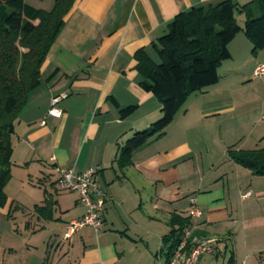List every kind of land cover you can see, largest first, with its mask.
<instances>
[{
  "label": "crops",
  "instance_id": "crops-1",
  "mask_svg": "<svg viewBox=\"0 0 264 264\" xmlns=\"http://www.w3.org/2000/svg\"><path fill=\"white\" fill-rule=\"evenodd\" d=\"M220 1L76 0L42 66L40 84L15 124L11 172L13 177L22 173L24 183L36 180L42 185L49 168L58 193L57 167L78 173L96 169L109 197L103 227L97 235L85 228L65 241L67 226L84 214V207L77 196L71 207L57 197L66 214L45 224L36 221L49 233L43 246L13 245L7 264H165L162 239L171 231L168 222L174 215L189 217L191 199L203 214L194 221L197 236L217 239V253L220 242L230 237L238 264L262 260L264 176L228 158L229 146L223 145L218 123L212 122L234 111L232 92L212 93L210 88L198 94L163 136L133 154L130 165L121 168L117 163L118 149L162 117L156 97L139 87L135 53L146 49L153 54L151 44L167 33L179 13ZM46 2L52 9L55 0ZM259 60L261 56L255 62ZM60 96L62 116L55 118L48 112L52 99ZM114 101L120 108L137 110L123 120ZM12 206L8 201L0 213H9ZM244 227L254 235L241 241L238 235Z\"/></svg>",
  "mask_w": 264,
  "mask_h": 264
},
{
  "label": "trees",
  "instance_id": "trees-1",
  "mask_svg": "<svg viewBox=\"0 0 264 264\" xmlns=\"http://www.w3.org/2000/svg\"><path fill=\"white\" fill-rule=\"evenodd\" d=\"M75 2L55 0L50 11H43L25 0H0V210L8 203L15 124L29 94L40 84L42 66ZM236 13L245 16L243 28ZM240 32L251 43L254 55L264 50V0H249L244 5L222 0L181 12L169 23L167 33L151 44L153 54L146 49L135 53L139 87L156 97L162 117L118 149V166L130 165L135 152L150 139L163 136L191 95L219 83L218 70L232 59L229 46ZM114 104L123 120L137 110V106L120 108L116 101ZM227 155L253 175L264 176V146L254 150L228 148ZM46 195L44 205L35 206L34 211L39 219L54 221L57 202L53 195ZM168 224L171 231L162 239L167 264L192 220L174 215ZM227 264H236L233 254Z\"/></svg>",
  "mask_w": 264,
  "mask_h": 264
},
{
  "label": "rangeland",
  "instance_id": "rangeland-1",
  "mask_svg": "<svg viewBox=\"0 0 264 264\" xmlns=\"http://www.w3.org/2000/svg\"><path fill=\"white\" fill-rule=\"evenodd\" d=\"M25 2L37 9L43 7L40 9L43 11H50V8L52 7L48 6L46 0H25ZM235 16L238 24L243 27L245 16L239 13H236ZM245 38L243 32H240L236 36L230 46L233 58L224 62L218 70L221 81L212 86L213 88L209 87L208 89L211 88L210 92L212 93L216 92L215 90L232 92L234 97V111L222 115L221 118L212 121L218 123L217 133L218 135L220 133V139L222 140L223 145H227L229 146L228 148L233 149L240 148L243 150H254L260 149L264 146V120L262 118L264 115V75H255L256 70L259 67L264 66V52L254 55L252 53L251 43ZM244 42L247 43L244 44ZM249 46L250 51L248 50ZM257 56H261V60L255 62ZM208 89L202 93L207 92ZM202 93L200 92L191 95L178 114L184 112L186 107L190 106L189 104L194 103L195 96ZM159 119L157 118L156 121ZM47 171L48 172L42 176V178H46L47 181L42 185H39L36 180L32 183H24V180L21 177L22 173L20 172L17 173V175L15 174L14 177L12 175L6 195L8 201L12 202L13 206L9 213H0V259L1 255L5 253L4 264H7V256L10 253L9 248L13 245L21 248L27 244L38 247L43 246V242L46 241L49 233L45 230L43 231L41 226L37 225L36 221L38 216L35 213L34 208L35 206L44 205V201L47 198L46 194H48V192L50 195H53L52 199L54 201H56L57 197L62 196L65 206L67 205L68 207H71L74 204L73 200L76 198V195L60 191L57 193L55 191L56 189H54L55 185H52L55 182L56 176L55 174H50L49 168ZM260 211L261 209L258 208V213ZM65 214L66 211H61L58 205L55 206L54 216L59 215L63 217ZM62 219L64 220V218ZM39 220L43 224L46 223L45 220ZM249 233L252 236L254 235L253 232L247 231V228L244 227L243 229H240L238 238L241 241H244L247 236H249ZM50 235H54V233H51ZM56 235L58 237H54H57L58 241L61 242L60 246L63 247L62 235L60 233H57ZM217 245L218 244L215 246L214 252L210 255H203L198 264L202 261L204 264V260L206 259L209 264H227V261L232 255L233 242L230 240V237L224 238V241L220 242L219 246L221 252L219 251L218 253ZM239 245L241 244L239 243ZM241 249L238 251L240 257H242L243 254ZM18 254L21 255L22 252H19ZM207 256L210 257L206 258ZM234 258L236 262L235 255ZM163 260L165 261V256H163ZM260 260L261 259L259 258L255 259L256 263L252 260L249 264H264V257L261 261ZM166 263L167 262H165V264ZM236 264H238V262Z\"/></svg>",
  "mask_w": 264,
  "mask_h": 264
},
{
  "label": "built area",
  "instance_id": "built-area-1",
  "mask_svg": "<svg viewBox=\"0 0 264 264\" xmlns=\"http://www.w3.org/2000/svg\"><path fill=\"white\" fill-rule=\"evenodd\" d=\"M256 76L264 75V66L259 67ZM62 97H55L51 101V108L48 114L55 118L62 116V111L58 104ZM264 120V115H263ZM57 190L75 194L78 201L84 207V214L77 220L69 223L63 234L65 241L70 240L78 231L91 228L97 235L103 227V210L106 202L109 200L108 194L101 188L98 171L89 169L85 172H75L73 169L56 168ZM202 211L197 206L196 200L191 199V209L189 217L192 225L185 228L181 240L174 250L168 264H198L200 258L205 254L214 252L218 243L217 239L199 237L195 234L196 225L194 221L202 218Z\"/></svg>",
  "mask_w": 264,
  "mask_h": 264
}]
</instances>
